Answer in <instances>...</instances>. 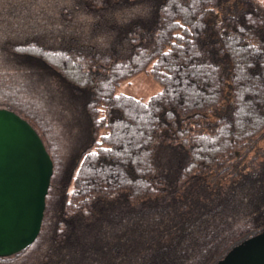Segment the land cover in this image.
<instances>
[{"label": "trees", "instance_id": "1", "mask_svg": "<svg viewBox=\"0 0 264 264\" xmlns=\"http://www.w3.org/2000/svg\"><path fill=\"white\" fill-rule=\"evenodd\" d=\"M149 2L143 17L142 0H0V108L53 163L39 233L0 264H217L264 231V10ZM101 29L115 33L104 47L87 39ZM143 72L154 94L116 90ZM41 83L84 110L85 132L34 102Z\"/></svg>", "mask_w": 264, "mask_h": 264}, {"label": "water", "instance_id": "2", "mask_svg": "<svg viewBox=\"0 0 264 264\" xmlns=\"http://www.w3.org/2000/svg\"><path fill=\"white\" fill-rule=\"evenodd\" d=\"M52 171L34 127L0 108V255L15 253L36 238ZM217 264H264V231L233 246Z\"/></svg>", "mask_w": 264, "mask_h": 264}, {"label": "rangeland", "instance_id": "3", "mask_svg": "<svg viewBox=\"0 0 264 264\" xmlns=\"http://www.w3.org/2000/svg\"><path fill=\"white\" fill-rule=\"evenodd\" d=\"M256 1L258 2L261 9L264 10V3H260V0H256ZM30 85H31L30 82L27 83L26 88L30 87ZM37 87H38V84H37ZM42 88H44V83H41L38 87V90L35 93H32L31 96L33 97L32 99H35L34 102H36V100L39 99V101H42V103L44 101L46 102V104L48 103L49 104L48 107H49L50 112L56 113L58 115V120H60V121H62L63 118L72 116L73 122H74V128L76 129L75 132H77L78 130H80V133L85 132L86 128L88 126V122H87V118H86V114H85L84 110L82 108H79L78 106L73 107L71 104H67V105L63 106L62 103L64 101L63 102L59 101L57 103H53L48 98H44L45 94L42 95L39 92ZM158 89H160L159 84L156 81H154L152 79V77H150V75L146 72L145 73L144 72L139 73V74L132 76L130 79L120 83V85H118L116 88V90L118 92H123L126 94H130V95H133L136 97H142V98H148L149 96L154 94ZM55 99L57 100V98H55ZM65 102H67V101H65ZM73 137H74V134H72V138ZM63 138H64V133H63ZM75 138H74V140H76ZM64 141H66V139H64ZM245 164L248 165L247 159H246ZM233 171H236L235 168H233ZM226 178H229V177L227 176ZM222 180H224V179H222ZM222 185H225V183L223 181H222ZM218 187H219V185H218ZM214 190H218V189H214ZM208 192H210V190ZM202 196H204V194H202Z\"/></svg>", "mask_w": 264, "mask_h": 264}, {"label": "clouds", "instance_id": "4", "mask_svg": "<svg viewBox=\"0 0 264 264\" xmlns=\"http://www.w3.org/2000/svg\"><path fill=\"white\" fill-rule=\"evenodd\" d=\"M94 2L97 6H99L103 3V0H94ZM150 11L151 5L149 0H142V3L135 9V13L143 17H147L150 14ZM111 18L114 23L122 25L129 22L130 14L126 13L125 10L115 9L111 12ZM80 19L86 20L87 22L91 23L96 18L93 15L81 13ZM85 31L87 32V29ZM87 39L97 46L104 47L115 39V33L112 31L101 29L94 33L88 34Z\"/></svg>", "mask_w": 264, "mask_h": 264}, {"label": "snow or ice", "instance_id": "5", "mask_svg": "<svg viewBox=\"0 0 264 264\" xmlns=\"http://www.w3.org/2000/svg\"><path fill=\"white\" fill-rule=\"evenodd\" d=\"M260 3H264V0H260ZM119 95V93H117ZM110 149H105V151H109Z\"/></svg>", "mask_w": 264, "mask_h": 264}]
</instances>
